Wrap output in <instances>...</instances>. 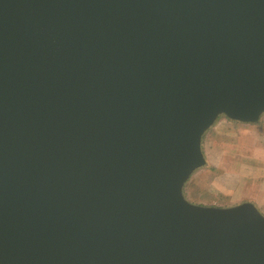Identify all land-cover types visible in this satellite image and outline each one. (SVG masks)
<instances>
[{
  "label": "water",
  "instance_id": "95a60500",
  "mask_svg": "<svg viewBox=\"0 0 264 264\" xmlns=\"http://www.w3.org/2000/svg\"><path fill=\"white\" fill-rule=\"evenodd\" d=\"M263 115L264 0H0V264H264L255 203L185 195Z\"/></svg>",
  "mask_w": 264,
  "mask_h": 264
},
{
  "label": "crops",
  "instance_id": "0c3cea01",
  "mask_svg": "<svg viewBox=\"0 0 264 264\" xmlns=\"http://www.w3.org/2000/svg\"><path fill=\"white\" fill-rule=\"evenodd\" d=\"M203 149L207 165L186 184V197L221 207L251 201L264 214V115L258 123L221 117L205 134Z\"/></svg>",
  "mask_w": 264,
  "mask_h": 264
},
{
  "label": "rangeland",
  "instance_id": "374dc122",
  "mask_svg": "<svg viewBox=\"0 0 264 264\" xmlns=\"http://www.w3.org/2000/svg\"><path fill=\"white\" fill-rule=\"evenodd\" d=\"M190 199V198H189ZM192 203H195L192 199H190ZM196 204V203H195ZM200 205H207V204H200Z\"/></svg>",
  "mask_w": 264,
  "mask_h": 264
}]
</instances>
